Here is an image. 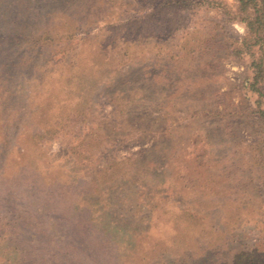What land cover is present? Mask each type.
<instances>
[{
  "label": "rangeland",
  "instance_id": "rangeland-1",
  "mask_svg": "<svg viewBox=\"0 0 264 264\" xmlns=\"http://www.w3.org/2000/svg\"><path fill=\"white\" fill-rule=\"evenodd\" d=\"M241 19L0 0V264H264V46Z\"/></svg>",
  "mask_w": 264,
  "mask_h": 264
},
{
  "label": "trees",
  "instance_id": "trees-1",
  "mask_svg": "<svg viewBox=\"0 0 264 264\" xmlns=\"http://www.w3.org/2000/svg\"><path fill=\"white\" fill-rule=\"evenodd\" d=\"M237 10L242 14V22L246 28V36L242 40V45L249 51L250 48L259 47L261 51L264 46V0H236ZM253 77L250 84L258 99V118L264 123V92L258 88L262 78V54L251 62ZM263 99V103L261 100Z\"/></svg>",
  "mask_w": 264,
  "mask_h": 264
}]
</instances>
